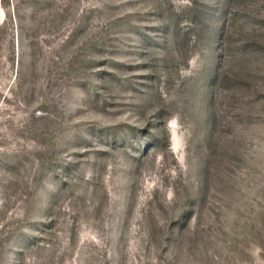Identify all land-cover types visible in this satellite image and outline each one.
I'll use <instances>...</instances> for the list:
<instances>
[{
	"label": "rangeland",
	"instance_id": "rangeland-1",
	"mask_svg": "<svg viewBox=\"0 0 264 264\" xmlns=\"http://www.w3.org/2000/svg\"><path fill=\"white\" fill-rule=\"evenodd\" d=\"M0 264H264V0H0Z\"/></svg>",
	"mask_w": 264,
	"mask_h": 264
}]
</instances>
